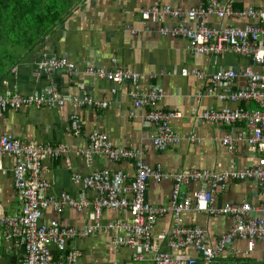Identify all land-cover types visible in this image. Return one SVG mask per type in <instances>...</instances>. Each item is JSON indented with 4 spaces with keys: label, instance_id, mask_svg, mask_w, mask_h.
Wrapping results in <instances>:
<instances>
[{
    "label": "crops",
    "instance_id": "0c3cea01",
    "mask_svg": "<svg viewBox=\"0 0 264 264\" xmlns=\"http://www.w3.org/2000/svg\"><path fill=\"white\" fill-rule=\"evenodd\" d=\"M221 4L232 6L234 13L264 9V0H232L229 4L224 0ZM154 6L160 10H179L183 16L167 15L158 22L144 20V12ZM208 6L207 0H83L25 62L13 69L12 83H3V88L5 83L15 85L26 96L44 95L49 89H57L64 97L80 98L79 104L66 102L62 107H25L0 116V136L12 135L53 151L61 149L60 154H63L58 158L48 157L44 161V178L52 186L51 195L66 193L76 201L84 202V207L67 206L61 212L49 207L43 214L42 224L61 226L74 234V239L67 244V252L81 255L75 264H154L152 255L136 260L135 255L142 252L140 249L126 246L117 249L114 244L116 233L109 227L132 222L130 212L104 208L97 214L95 202L103 196L102 193L87 189L76 179L91 177L104 169L113 173L123 171L128 180L135 178L138 159L111 162L106 157L91 154L90 138L94 133L106 135L113 147L138 154L146 165L161 167L168 175L193 170L246 171L258 164L261 155L253 152L247 141H238L234 151L224 144L227 136L239 140L243 132H248L247 124L224 125L201 117L212 110L258 109L255 102L228 99L233 92L248 86L243 77L217 87L211 79L221 71L241 73L247 68L261 74V67L252 57L236 54L230 49L218 55H192L188 52L186 37L163 35L160 31L162 27L197 30L202 22L212 28H245L257 23L240 15H234L230 20L217 14L199 21L188 17L192 10ZM46 53L68 59L77 66L78 73L73 78L62 71L50 76L39 74L37 64ZM89 67L122 68L140 74L146 88L160 85L164 94L158 108L165 113L181 114L171 120L181 142L163 152L156 150L153 145L156 127L147 119L150 109L134 107L128 83L116 85L99 79L86 73ZM185 69L189 71L187 77L182 73ZM194 71L202 73L204 78L198 79ZM151 76L156 78L151 79ZM79 84L86 86L96 103H106L108 107L85 106L82 103L85 95ZM114 89L115 93L112 92ZM73 113L81 118L82 131L79 134L72 130L70 117ZM192 135L196 142L189 140ZM14 167V159L0 153V218L22 213L23 202L15 189ZM174 187L171 179L151 180L145 201L156 208H166L172 200ZM200 187V183H194L184 187L183 191L191 196ZM129 198L134 199V196L130 194ZM225 204L260 207L262 198L258 184L253 180L231 182L216 201L218 207ZM183 218L188 226L205 229L211 246H216L219 239L234 227V219L226 215L209 216L192 211L184 213ZM174 224V213L169 210L158 218L154 228V240L163 252H169L167 238ZM122 235L131 237L127 232ZM247 250V242L236 240L220 257L218 264H264V243L258 242L250 255H245ZM23 252L19 243L5 238L4 228L0 226V264H22ZM183 253L193 257L200 255L193 248H186Z\"/></svg>",
    "mask_w": 264,
    "mask_h": 264
},
{
    "label": "built area",
    "instance_id": "2783aa9c",
    "mask_svg": "<svg viewBox=\"0 0 264 264\" xmlns=\"http://www.w3.org/2000/svg\"><path fill=\"white\" fill-rule=\"evenodd\" d=\"M208 7L192 10L188 17L191 20H205L211 14L232 19L237 15L248 17L256 24L245 28H212L202 22L197 30L161 28V33L182 35L188 42V52L192 55H218L230 49L232 52L253 58L255 64L261 67L262 73L257 74L253 68H247L241 73L233 70L221 71L211 79L217 87L219 84L231 83L243 77L248 86L238 92H233L229 100L233 102L252 101L259 105L256 110L223 109L220 111H207L201 117L203 120L224 125L245 123L248 132H243L239 140L227 136L224 144L229 150L234 151L238 141L245 140L253 152H258L261 158L258 164L251 166L246 171H226L216 173L212 171H182L178 174L168 175L161 167L153 168L139 159V155L126 149L112 146L108 137L101 133H94L91 140V154L106 157L111 162L138 159L136 175L133 180H128L123 171L113 173L109 169L97 171L91 177H77L78 182H83L87 189L92 188L102 193L96 200L97 214L104 208L127 210L132 216L130 223H117L109 228L116 233L114 244L116 248L129 247L140 249L142 252L135 255L136 260H143L146 255L153 256L154 264H218L224 252L231 248L236 240L247 242L248 250L245 255H250L258 242L264 243V9H250L242 13H234L232 6L221 4L224 0H207ZM228 4L232 1L225 0ZM144 12V20L158 22L164 16L171 15L175 18L182 17L179 10L171 8L160 10L158 6ZM38 73L48 76L55 72H64L73 78L78 73V68L66 58H59L46 53V56L37 64ZM87 74L99 79L108 80L116 85L128 83L134 107L136 109H150L148 121L156 127L153 145L156 150L163 152L181 142V137L173 130L171 120L181 117L179 113L162 112L158 105L163 97L164 89L159 85L146 88L142 76L122 68L106 70L104 68L86 69ZM187 77L189 71L183 70ZM198 79H203L200 72H193ZM151 76V79H155ZM84 93L82 103L90 108L105 109L106 103H96L84 84L78 85ZM113 93L116 90H112ZM90 96V97H89ZM66 102H77L80 98L64 97L57 89H49L44 95L38 93L26 96L19 92L9 90L5 83V92L0 94V116L18 111L25 107H62ZM133 115V114H132ZM72 130L78 134L82 131L81 118L73 113L70 117ZM191 142H196L195 136H190ZM61 149L53 151L50 148L38 147L33 143L21 140L12 135L0 136V153L14 159L15 189L21 196L23 209L20 216L0 218V226L4 228L5 238L19 243L23 247L22 264H75L80 254L67 252V244L74 239V234L61 226L42 224L44 212L53 207L61 212L67 206L83 208L84 202L76 201L70 195L63 193L60 196L51 195V184L44 178V161L48 157L58 158ZM173 180L175 187L172 200L166 208H156L145 201V194L149 181L162 182ZM253 180L260 189L262 205L254 208L249 204H225L216 206V201L221 192L225 191L233 181ZM194 183H200L198 191L191 196L183 191ZM130 194L134 199L129 198ZM169 210L174 213L175 224L167 238L169 252H163L154 240L153 231L158 218ZM207 214L209 216L226 215L234 219V227L222 236L216 246L208 243L207 232L200 226L191 227L186 224L183 214L192 212ZM259 213V214H257ZM257 214V215H256ZM127 232L130 238H125L122 233ZM186 248H193L200 253L199 256H190L183 253ZM181 251V253H176ZM57 255V257H55Z\"/></svg>",
    "mask_w": 264,
    "mask_h": 264
},
{
    "label": "trees",
    "instance_id": "16d2710c",
    "mask_svg": "<svg viewBox=\"0 0 264 264\" xmlns=\"http://www.w3.org/2000/svg\"><path fill=\"white\" fill-rule=\"evenodd\" d=\"M82 1L0 0V94L5 92V81L12 83L13 69L25 62ZM9 90L20 93L12 84Z\"/></svg>",
    "mask_w": 264,
    "mask_h": 264
},
{
    "label": "rangeland",
    "instance_id": "374dc122",
    "mask_svg": "<svg viewBox=\"0 0 264 264\" xmlns=\"http://www.w3.org/2000/svg\"><path fill=\"white\" fill-rule=\"evenodd\" d=\"M78 5H79V4H78ZM78 5H76V6H78ZM76 6H75V7H76Z\"/></svg>",
    "mask_w": 264,
    "mask_h": 264
}]
</instances>
